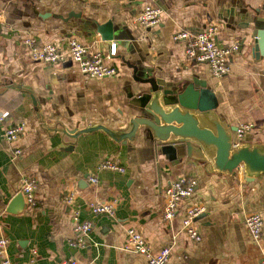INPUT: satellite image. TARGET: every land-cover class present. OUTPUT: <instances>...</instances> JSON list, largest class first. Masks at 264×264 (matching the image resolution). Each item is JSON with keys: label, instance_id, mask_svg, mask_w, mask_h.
Masks as SVG:
<instances>
[{"label": "crops", "instance_id": "0c3cea01", "mask_svg": "<svg viewBox=\"0 0 264 264\" xmlns=\"http://www.w3.org/2000/svg\"><path fill=\"white\" fill-rule=\"evenodd\" d=\"M148 4L163 9L160 25L136 22ZM263 9L264 0H0V116L25 123L21 135L8 141L7 118L0 121L2 233L13 262L69 264L74 258L83 264H147L145 255L124 249L128 230L135 229L153 253L171 249L167 264H259L264 230L255 239L244 220L253 213L264 218V175L249 181L242 171L235 176L212 171L181 152L168 158L142 131L128 143L102 131L77 139L67 132L98 123L125 125L136 115L129 97L138 91L136 79L152 77L166 86L206 83L228 124L258 125L243 141L264 142V56L252 53L250 38L251 20L262 17ZM210 25L218 27L219 47L240 43L231 72L220 78L206 63L187 58L184 44L173 39L182 29L199 32ZM97 27L113 40H105ZM28 37L63 47L77 39L89 52H101L117 73L92 78L70 57L57 64L35 60L23 42ZM106 158L125 172L98 170ZM181 175L197 179L195 196L182 199L176 217L167 221L164 192ZM28 177L37 180L35 206L20 197ZM69 194L71 204L65 199ZM103 201H115L113 216L92 212L89 203ZM193 202L206 207L195 223L200 241L183 230ZM75 211L93 224L83 246L72 245L78 241Z\"/></svg>", "mask_w": 264, "mask_h": 264}, {"label": "built area", "instance_id": "2783aa9c", "mask_svg": "<svg viewBox=\"0 0 264 264\" xmlns=\"http://www.w3.org/2000/svg\"><path fill=\"white\" fill-rule=\"evenodd\" d=\"M163 15V9L160 6L148 4L136 17V22L145 26L153 27L160 25ZM218 27L210 25L206 29L199 32H191L182 29L173 35L175 41L184 44V50L187 58L200 63L209 65L212 74L216 77H223L229 74L232 70L231 57L234 53L240 50L239 41L230 46L219 47L214 39ZM24 44L30 49V53L35 60L43 61L50 64H57L65 62L67 59L78 63L80 70L88 77H111L117 73V69L113 66L107 65L104 62V55L101 52H89L88 48L77 39H70L65 47L58 43L49 42L39 44L35 38L28 37L24 39ZM114 46V45H113ZM114 54V53H113ZM70 57V58H69ZM5 115L0 116V121L5 120ZM7 127L5 129V136L8 141L16 140L25 129L23 122H9L7 118ZM258 125L252 121H242L237 125L234 135V145H238L247 133L257 130ZM20 150H15V155L20 154ZM98 170H113L118 172H125L126 168L117 162L106 158L103 159L97 166ZM92 183H97L98 179L95 175L90 177ZM197 179L191 175H181L176 180L172 181L164 192L165 206L164 218L167 221H172L179 209L180 201L182 199L193 198L195 196ZM37 188V180L34 177H28L24 180L21 187V193L30 206L36 205L35 191ZM66 202L71 204L73 202V194L65 197ZM89 206L95 214H107L113 216L115 214V201L91 202ZM6 211L4 204L3 193L0 189V260L2 264H26L15 263L11 260L8 253L9 239L2 233L3 221L2 217ZM206 211V207L193 202L188 208L183 219V230L194 241H200L201 236L196 227V220ZM75 224V231L78 233V241L72 245L83 246L85 237L90 233L93 224L90 221H81L79 213L75 211L73 215ZM244 223L251 235L258 239L261 237L264 230V218L258 214L253 213L245 217ZM124 249L145 255L147 257V264H167L171 249L164 247L158 253H153L148 246L144 236L135 229H129L127 232L126 243ZM69 264H83L76 259H71ZM259 264H264V257Z\"/></svg>", "mask_w": 264, "mask_h": 264}, {"label": "water", "instance_id": "95a60500", "mask_svg": "<svg viewBox=\"0 0 264 264\" xmlns=\"http://www.w3.org/2000/svg\"><path fill=\"white\" fill-rule=\"evenodd\" d=\"M251 21V50L260 58L264 56V14ZM97 31L102 34L98 27ZM103 38L113 40L110 35ZM136 80L140 83L138 91L129 95L136 115L125 125L114 129L98 123L66 134L77 139L81 134L102 131L116 142L128 143L142 131L168 158H176L181 152L206 162L212 171L230 176L242 171L249 181L264 175V142L241 141L234 145L237 126L228 124L217 112L218 98L206 83H199L197 88L196 80L177 87L152 77Z\"/></svg>", "mask_w": 264, "mask_h": 264}]
</instances>
